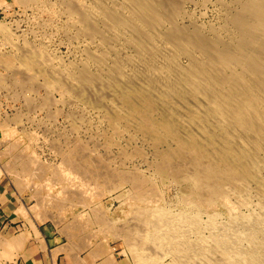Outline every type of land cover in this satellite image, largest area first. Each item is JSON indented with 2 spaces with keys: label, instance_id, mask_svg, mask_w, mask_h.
Listing matches in <instances>:
<instances>
[{
  "label": "rangeland",
  "instance_id": "1",
  "mask_svg": "<svg viewBox=\"0 0 264 264\" xmlns=\"http://www.w3.org/2000/svg\"><path fill=\"white\" fill-rule=\"evenodd\" d=\"M3 1L6 3L4 2L0 6V24L5 29L3 32L0 31V179L9 183V187H7L9 193L15 196L20 204V209L15 211V215L22 216L32 230L36 231L38 225L51 227L54 230L56 242H61L65 252L83 264H150L149 257V259L147 256L146 259L143 258L145 256L143 254L145 252L143 250L144 245L136 239V231L131 224V217L141 208H166L168 206L166 209L177 211L190 210L192 207L182 203L187 193V185L184 182L174 175L161 179L157 174L156 169L157 165L161 163V156L177 148L175 142L169 139L162 130L158 131L159 138L155 139L152 132L144 129V121L151 118L158 127L161 122L159 116H163L159 111L158 113L149 112V109H146L140 100L137 102L133 100L134 107L126 105L123 98L117 95L113 84H107L108 77L116 73L115 69L118 66L124 72L121 73L123 78H126V75L130 76L126 80L129 79L130 83H133H129L131 87L140 83L134 79H137V71L139 78H142L145 65H143V61L139 63L138 51L133 47L134 45H131V43L135 44V41L132 40L139 42L137 38L140 36L135 35V37L130 29L126 31V34H123L125 31H120L114 35L110 32L105 21L96 18L97 14H92L90 17L82 14L87 19L92 17L90 21L95 17L93 22L96 23L90 22V27L93 25V28L88 30L87 24L79 23L80 13H82L80 11L84 8L80 6L81 3L88 8L89 5H93L92 2H95L99 6L101 4L100 7L103 11H109L110 8L111 11L116 8V14H120L118 9L124 0H114L115 3L110 0L114 4L105 0H103L105 2L101 0H91L92 2L90 0H78L81 2L80 5L75 4L74 7L70 6L69 2L63 4L58 3L57 0H37V2L28 0L29 2L25 5L21 3L22 6L19 4L22 0ZM72 1L75 0H70V2ZM241 1L176 0L175 2L183 5H179V7L180 9L183 7L182 11L188 16L184 14V20H178L176 23L174 22V25L188 30L191 29L192 25L197 26L199 24L202 25L199 28L203 29L204 34H207L213 27L216 30L223 29L222 32L226 34L225 31L227 30L222 26L223 22L226 23V21L223 19H226V14L232 11L230 7L236 8L235 2ZM76 5L79 10L81 9L80 13L77 12V8V11L74 10L75 13L71 15L68 8L73 10ZM97 5L95 8L92 6L89 8L92 11L93 8L98 11L99 6ZM165 10L167 8L163 11ZM126 12L128 13V11ZM167 12L168 10L164 13L167 14ZM76 13L77 15H75ZM188 21H192V25L191 23L189 25ZM224 26L228 29V25L225 24ZM209 27L211 28L209 29ZM84 28L86 30H83ZM95 28L100 34L93 36ZM141 41L148 48L147 43L142 38ZM27 49L43 54L37 61L33 62L32 66L22 62L21 59L22 53ZM101 57L104 58V62L106 61V63L103 62V66L95 62V60L99 62ZM127 57L133 65L130 64ZM183 58H177V63L180 61L178 64L181 63V66L188 63V60ZM138 64L139 66L136 67ZM84 66L89 74L92 73L90 75L94 79L91 89L85 90L84 88V95L78 89L74 92L70 91L72 95L69 94V96L59 87L54 89L55 86H53L48 90V85L53 83L51 80L58 74L61 83L66 82L69 86L71 83L68 79V72L73 74L78 72L77 74H79ZM124 69L127 70L124 71ZM54 72L56 75L53 74ZM96 83L103 86L106 84L109 87L105 86L104 88L102 85L98 87ZM94 85H97V88L102 87L103 90H101L102 88L97 89ZM95 89L100 92L95 91ZM111 99L112 103L110 102ZM135 107L147 112L144 115L136 113ZM127 118L128 121H126ZM173 123L174 126L180 125L181 120H173ZM7 146L8 148H6ZM24 155L25 157H23ZM25 161L27 162L25 163ZM173 161L175 165H180V158L175 157ZM34 171L36 175L33 174ZM66 173L70 176L69 178ZM22 180L24 181L22 182ZM134 181L144 184L145 187L143 186L139 190L144 193L142 197L138 196L139 191L134 186ZM29 187L32 189L30 190ZM80 191L81 194H77ZM151 191L155 195L153 198H150ZM33 192L35 196H33ZM250 195V203L248 204L250 207L238 208L244 215L252 212L253 209L255 211L258 206V195L256 196L255 192H250ZM76 197L79 198L75 199ZM152 199L153 202L150 201ZM44 201L45 203H43ZM48 202L51 204H47ZM200 212V218L203 221L206 220L208 212L205 209ZM215 213L220 214L221 220L228 218L225 207H218ZM128 218L129 220H127ZM6 225H9L8 221H5L0 215L1 241L29 236L28 233L26 235L22 232L21 225L18 228V223L14 227V233L10 232L11 230L9 231L5 227ZM116 228L120 231H116ZM4 248L0 245V264H16L20 250L11 252L10 256H4L5 254H1L3 252L1 249ZM93 254L98 256L94 260L91 258ZM137 256L140 257L139 261H137ZM160 256L161 258H159ZM152 258H158L160 264L169 262L160 254L152 256ZM156 264L159 263L156 262Z\"/></svg>",
  "mask_w": 264,
  "mask_h": 264
},
{
  "label": "bare ground",
  "instance_id": "2",
  "mask_svg": "<svg viewBox=\"0 0 264 264\" xmlns=\"http://www.w3.org/2000/svg\"><path fill=\"white\" fill-rule=\"evenodd\" d=\"M35 1L37 2V0ZM57 1L63 4L69 2L68 4L73 7L75 4L80 5L81 3L78 0L72 2L70 0ZM163 1L124 0L118 9L121 16L116 14V8L111 11V8L109 11H103L100 7L101 4L99 6L92 1L90 3L94 6L89 5V7L95 8V5H97L99 6L98 11H95L96 9L94 10V8L92 11L82 3L80 6L84 8L80 9L81 11L77 5L75 9L72 8L73 10L68 8V12L71 15L75 13L74 10L77 11V8V12H82H79L81 14L79 23L84 22L87 24L88 30L93 26L91 25L90 27V22L92 23L95 17L90 21L92 17L87 19L82 14L87 15V17L97 14L96 18L105 21L110 28V32L114 35H117L120 31H125L123 34H126V31L130 29L134 36H140L137 38L139 42L138 40L137 42L132 40L135 41V44L131 43L138 51L139 63L143 61V65H145L144 72H140L142 73V78H139L138 71L137 76L135 75L137 79L134 80L140 83L131 87L130 84L133 83H130L129 79L126 80L130 76L126 75V78H123L121 73L124 72L118 66L115 69V77H113L114 74L109 76L107 84H113L117 95L123 98L126 105L134 107L132 104L133 100H136V102L140 100L146 106L145 108L149 109V112L158 113L159 111L163 116H159L161 119L160 125L157 127V123L155 124L151 118L145 119L144 129L152 132L155 139L159 138L158 131L162 130L169 139L175 142L177 148L161 156V163L157 165L156 170L161 179L174 175L187 185V193L185 196L182 194L184 196L182 203L192 208L190 210L177 211L166 209L168 206L166 208L138 209L137 213L131 217V224L136 231V239L144 245L145 249L143 248V250L145 252L143 254L145 256L143 258L149 257L150 264L161 263L158 258H152L156 254L167 258L169 260L167 264H264V0L235 2L237 4L236 6L234 3L236 8L232 6L230 7L232 11L229 10L230 12L227 14L224 13L226 14V19L223 20L226 23L223 22L222 26L227 30L225 31L227 35L222 32L223 29L217 28L218 30H216L215 27L209 30L207 34H204L203 29L199 28L202 25L193 26L192 21H188V24L190 25L191 23L192 25L191 29L184 30L185 28L177 27L178 25H174V22L184 20L185 12L182 11L184 8L180 9L179 5L181 4L175 2L176 0ZM4 2L0 0V6ZM27 2L29 1L22 0L19 4L22 6L21 3L25 5ZM110 3L112 2L110 1ZM117 5L115 6L118 7ZM224 7L226 8V5ZM163 8H167V14H165L167 10L163 11ZM124 12L127 15H124ZM225 24L228 25V29L224 26ZM83 30H86V28ZM0 31H5L1 24ZM94 31L93 36L100 34L96 28ZM141 38L147 43L148 48L145 43L143 44ZM128 42L130 41L128 40ZM42 55L41 52L38 53L27 49L22 53L21 59L22 62L32 66L33 62L37 61ZM179 57L186 58L188 63L181 66V63L178 64L180 61L177 63V58ZM89 58L88 60H90ZM127 58L129 59V57ZM95 62L103 66L104 58L101 57L99 62L97 60ZM130 64L133 65L131 62ZM77 73L68 72V79L71 83L69 86H67L66 82L61 83L62 81L58 74L51 80L53 83L48 85V90L53 86H55L53 87L54 89L59 87L63 92L68 93L67 95L69 96L71 94L70 91L74 92L78 89L84 95V88L85 90L90 88L94 79L90 75L92 73L90 72L89 74L85 66L80 70L79 74ZM99 78L101 79L100 76ZM96 84L98 87L102 85ZM97 85L94 86L97 88ZM105 86L109 87L106 84ZM105 86L103 87L105 88ZM126 89L129 90L126 91ZM95 91L100 92L96 89ZM89 95L91 96V94ZM90 98L92 99L93 97ZM110 102L112 103V99ZM60 104L62 105V103ZM137 112L144 115L147 111L136 108ZM178 119L179 121L181 120L180 125L174 126L175 122L173 123V120ZM126 121H128V118ZM165 149L167 148L165 147ZM175 157L180 158V165L174 164L173 160ZM30 161L32 160L30 159ZM19 165L17 164V166ZM178 166L180 168H177ZM33 174H35V171ZM78 182L80 183V181ZM134 186L139 191L144 184L134 181ZM82 187L84 186L82 185ZM29 188L30 190L32 189L31 187ZM62 189L64 190V188ZM250 192H255V195H258V206L255 211L253 209L252 212L244 215L238 208L250 207L248 205L250 203L249 198H251ZM77 194L80 195L81 191ZM143 195L144 193L139 191L138 196L142 197ZM33 196H35L34 192ZM68 196L70 197V195ZM153 196L155 195L151 191L150 198H153ZM78 198L76 197L75 199ZM150 201L153 202V199ZM218 207L226 208L228 212L226 220H221L220 214L215 213ZM203 209L208 212L207 219L204 221L200 218V211ZM118 228H116V231H120ZM24 239L25 236L16 238V240H0V245L5 247L3 250L1 249L3 251L1 254L10 256V253L15 250L21 251ZM139 258L137 256V261H139Z\"/></svg>",
  "mask_w": 264,
  "mask_h": 264
},
{
  "label": "crops",
  "instance_id": "3",
  "mask_svg": "<svg viewBox=\"0 0 264 264\" xmlns=\"http://www.w3.org/2000/svg\"><path fill=\"white\" fill-rule=\"evenodd\" d=\"M3 181L4 179H0V215L5 221H8L9 225L5 227L14 233V227L18 223V228L21 225L22 232L29 235L25 236L16 264H83L65 252L61 242H56L55 233L51 227L38 225L35 231L22 216L15 215V211L20 209V204L15 196L9 193L7 189L9 183ZM94 256L96 255L91 257L93 260L96 259Z\"/></svg>",
  "mask_w": 264,
  "mask_h": 264
}]
</instances>
